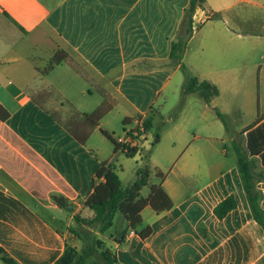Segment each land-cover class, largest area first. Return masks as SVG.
Wrapping results in <instances>:
<instances>
[{
    "label": "crops",
    "instance_id": "obj_1",
    "mask_svg": "<svg viewBox=\"0 0 264 264\" xmlns=\"http://www.w3.org/2000/svg\"><path fill=\"white\" fill-rule=\"evenodd\" d=\"M189 1L0 0V106L9 114L0 120V192L18 200L53 232L60 254L65 245L80 249L81 241L71 232L80 228L74 216L92 217L82 203L92 193L100 164L113 161H102L87 146L88 139L84 145L78 143L36 99L40 83L56 70L90 85L104 99L102 104L103 96H110V111L120 110L123 120L141 116L140 123L148 121L151 127L142 139L145 143L157 136L154 151L163 139L168 141L163 157L172 166L154 164L164 174L161 185L172 208L162 213L144 208L141 226L133 235L129 231L122 244H113L115 264H264V228L251 211L235 153L237 146L248 154L244 131L264 121L261 104L252 124L232 129L228 119L235 124L240 114L222 103L229 75L214 74L215 66L199 74L189 60L203 58L207 68L209 59L229 57L225 37L264 39V0H206L205 10L197 13L200 28L187 46L200 33L203 51L197 57L186 47L181 62L190 75L217 87L218 95L210 102L185 92L187 79L180 65L169 59ZM243 6L256 10V17L248 18L240 10ZM215 13L220 18L208 20ZM229 15L244 24L239 25L244 31L227 25ZM216 24L223 28L213 32ZM58 52L65 61L40 75L38 70ZM24 60L33 76L19 69ZM76 61L84 68L79 69ZM134 123L122 124V136L115 140L135 144L138 140L131 141L128 135L138 126ZM162 131L166 135L158 134ZM228 143L235 162L221 158H229ZM116 155L125 157L121 152ZM249 158L262 203L264 165L258 156ZM118 167L120 179L123 169ZM52 193L70 200L74 212L59 209L50 199ZM228 197L236 207L218 219L214 210ZM57 210L66 216L59 217ZM146 227L151 233L142 239L138 233Z\"/></svg>",
    "mask_w": 264,
    "mask_h": 264
},
{
    "label": "trees",
    "instance_id": "obj_2",
    "mask_svg": "<svg viewBox=\"0 0 264 264\" xmlns=\"http://www.w3.org/2000/svg\"><path fill=\"white\" fill-rule=\"evenodd\" d=\"M206 0H190L183 12V18L175 40L171 43L169 59L174 64H179L180 69L187 79L185 85L186 93H198L205 102L218 95V89L208 81H200L197 77L190 75L189 70L182 64L181 60L190 38L198 31L200 25L196 23L195 17L199 11L205 10ZM219 14L208 15V20L219 19ZM65 61V55L56 53L47 63L46 68L38 70L40 75L48 74L55 66ZM110 106L105 102L92 113H80L73 110L76 117L75 123L78 130H74L61 123L55 116L52 118L81 145H84L93 129L98 127L100 120L110 111ZM9 114L0 106V120L5 121ZM217 116L224 121L222 114ZM137 118H141L138 116ZM135 120L125 118L123 126L131 125ZM150 123L145 121L144 129L150 128ZM101 130V129H100ZM101 133L113 144L114 154L123 153L127 158L139 155L145 164L139 168L135 179L127 186H122L118 177L115 162H102L93 180V190L90 196L82 203L83 207L92 211V217L81 218L74 216L80 225L79 229L71 232L81 241L80 249L65 245L60 254V241L55 237L38 218L18 200L0 192V261L4 264H115L116 258L111 248H102L103 244L99 235H105L115 227L114 218L117 214L121 216L125 229L111 235L114 243L122 244L127 232L136 231L141 226V212L150 207L156 213H162L172 208V201L161 185L164 174L155 169L154 176L159 183H150L152 170L149 166L150 152H143L141 148L131 146L129 143H120L107 131ZM246 150L236 146L235 153L240 170L243 186L248 198L251 211L256 221L264 228V201L260 203L262 196L254 185V162L249 158L258 156L264 165V121L259 125L247 128L245 131ZM131 138L139 140L138 127L128 132ZM158 142L154 138L153 147ZM149 187V193L143 197L141 191ZM51 201L59 208L71 214L75 205L61 194L52 193ZM236 207L233 197H228L214 210L218 219H222L228 212ZM151 233L149 227L143 228L138 235L144 239ZM43 246V248H40ZM46 250H49L48 252ZM100 258L101 262L98 261Z\"/></svg>",
    "mask_w": 264,
    "mask_h": 264
},
{
    "label": "rangeland",
    "instance_id": "obj_3",
    "mask_svg": "<svg viewBox=\"0 0 264 264\" xmlns=\"http://www.w3.org/2000/svg\"><path fill=\"white\" fill-rule=\"evenodd\" d=\"M241 11L247 13V17H256V10L242 7ZM227 25L231 27L234 31L241 32L244 24H237L234 15H229L228 19H225ZM223 22L222 19L220 21ZM241 25V29L239 28ZM250 24H247L249 28ZM221 25H214L213 32L219 31L222 29ZM207 27L202 29L206 31ZM253 29V28H252ZM260 30V29H259ZM261 31V30H260ZM258 32V30H257ZM199 35L192 40V42L187 46L190 54L195 53L197 57H201V52L203 47L201 46ZM261 40L252 37L251 39L238 40L234 37H225L223 41L227 45L228 52L230 53L229 57L220 56L218 59H209V64L207 68H204L205 62L202 58H188L190 61H194L193 70L199 74L203 73V70H212L215 73H221L229 75V78L226 79L224 83L225 95L222 103L228 105L230 109L237 108L240 114L236 118V123L232 119H228L229 125L232 129H240L243 125L252 124L253 120L257 117L259 113V105L261 104L260 113H264V44H261ZM240 49V50H239ZM244 51V55L237 56V52ZM44 58V57H43ZM188 60V61H189ZM78 65V68H84L83 65L75 62ZM19 69L25 74H35L31 67L27 65L24 61L19 62ZM32 65V64H31ZM47 66V65H46ZM187 66V65H186ZM212 66H215L212 68ZM195 67V68H194ZM195 73V72H194ZM73 76V75H72ZM42 85L40 93L36 94V99H38L44 107L48 108L50 113L56 117L61 123L65 126H68L74 130H78L76 125V117L73 114V110H76L81 113H92L100 104L104 101L101 95L97 94L96 91L84 81L76 77H71L62 73V71H54L49 78H46L44 82L40 83ZM84 91V92H82ZM89 91L90 93H87ZM106 97V105H112L113 100L108 95ZM73 109V110H72ZM235 115V116H236ZM166 119V118H165ZM122 120L123 116L121 115L120 110H111L100 122L99 128L92 130L90 137L87 140V146L96 151L95 153L102 161L115 162L114 164L118 167L121 165L123 173L120 176V180L124 186L128 184L129 180L135 179L137 170L144 166L145 161L142 160L139 155H136L133 158H125L122 155L114 154L113 144L101 133V130L107 131L114 139H117L122 136ZM141 118L135 119L137 125L140 123ZM134 123V124H135ZM166 125V121L163 122ZM101 129V130H100ZM167 131L158 132L160 136L166 135ZM154 142L150 140L149 142H143L142 136L139 137V140L136 141V145L143 150V152H150L149 157V166L152 170V176L150 178V183L158 182V179L154 176V169L156 165H161L162 168L166 169L171 165V161H167L163 154L165 148L168 146V141L163 139L161 145L157 147L154 151V146L151 147V144ZM229 151V158L226 159L223 156V160L229 162H235L236 156L232 151L231 143L227 144ZM215 157L213 160H215ZM157 163V164H154ZM158 167V166H157ZM160 168V169H162ZM133 179V180H134ZM149 193V187H145L141 191L143 197L147 196ZM59 217L66 216L65 212L62 210L56 211ZM115 227L113 230L108 231L105 235H99L104 249L111 248V252L115 255L113 248L114 240L111 238V235L121 232L125 229V224L121 219V216L117 214L114 218ZM129 234V232H127ZM127 236V235H126ZM98 261L101 262L100 258Z\"/></svg>",
    "mask_w": 264,
    "mask_h": 264
},
{
    "label": "built area",
    "instance_id": "obj_4",
    "mask_svg": "<svg viewBox=\"0 0 264 264\" xmlns=\"http://www.w3.org/2000/svg\"><path fill=\"white\" fill-rule=\"evenodd\" d=\"M137 127H138V131L140 133V137L143 136L144 133H145L144 125L142 123H139ZM131 141H132V138H131ZM120 143H129L131 146H136V141H135V144H133V145L130 142H128V141L127 142H120ZM130 234L133 235L134 232L130 231Z\"/></svg>",
    "mask_w": 264,
    "mask_h": 264
}]
</instances>
